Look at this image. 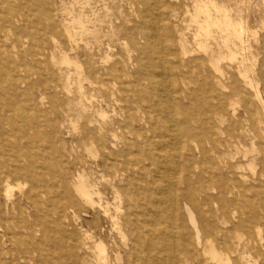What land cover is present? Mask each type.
Masks as SVG:
<instances>
[{
    "label": "rangeland",
    "instance_id": "374dc122",
    "mask_svg": "<svg viewBox=\"0 0 264 264\" xmlns=\"http://www.w3.org/2000/svg\"><path fill=\"white\" fill-rule=\"evenodd\" d=\"M180 2L165 0L159 7L163 26L174 27L170 14L173 8L179 10ZM225 3L233 12L240 10L251 31L246 35L247 56L252 62L256 60V65L254 72L249 71L248 80L230 61L220 72L210 69L208 62L202 69H195L194 60L199 56L193 54L184 60L191 68L182 72L176 69L181 53L172 49L165 55L163 40L155 42L160 50L141 62L132 38L126 36V29L141 19L122 0H0V264H100L94 242L87 240L86 234H92L94 240L104 238L113 264H129L137 256L141 262L135 264H152L147 262L149 257L158 258L149 240L150 215L156 206L151 210L148 198L152 177L147 155L163 156L164 152L155 146L134 148L130 156L133 160L141 162V151L146 154L145 170L136 181L138 189L133 183L125 187L121 176L116 178L124 186L125 199L117 200L113 192L106 194L111 207H120L117 217L128 248H123V235L113 231L112 220L83 206L74 192L83 170L97 185L101 175L113 178V171L100 172L96 167L104 155L97 144L99 124L103 122L102 100L111 99L115 91L110 69H124L125 73L145 69L155 74V89L148 88L152 99L147 118L151 123L157 120L152 113L158 108L155 103L163 98L158 76L165 87L179 91L184 84L188 88L186 94L175 97L174 126L182 134L185 113L197 119L194 126L198 130H205L210 119L217 121L226 133L217 129L216 141L242 128L245 132L229 146L216 143L217 153L210 151L205 140L196 142L194 167L200 180L192 176L190 195L199 196L193 208L203 233V246L196 247L182 202L173 203L169 197L157 205L159 220L152 229L170 236L173 251L164 255L172 261L153 264H218L204 252L209 241L224 262L264 264V164L260 162L264 104L256 96L259 86L264 100V0ZM80 19L87 27L82 34L77 23ZM64 55L71 64L63 62ZM102 107L112 116L117 104ZM212 107L216 108L215 115ZM169 116L161 113L158 118L171 126ZM221 117L223 124L219 123ZM86 129L91 131L92 140L84 145ZM167 154L179 161L180 151L168 149ZM219 154L224 163L213 167ZM177 163L165 174H175ZM210 175L215 177L212 183L208 182ZM176 178L180 189L179 176ZM7 183L14 187L12 197L6 194ZM132 194L138 199L134 200ZM134 244L138 254L133 253Z\"/></svg>",
    "mask_w": 264,
    "mask_h": 264
},
{
    "label": "bare ground",
    "instance_id": "6f19581e",
    "mask_svg": "<svg viewBox=\"0 0 264 264\" xmlns=\"http://www.w3.org/2000/svg\"><path fill=\"white\" fill-rule=\"evenodd\" d=\"M164 1L165 0H122V2L129 4L134 13L141 19V21L134 24L131 29H126V36L132 38L135 50L138 51L142 57L140 58L141 62L143 57H147L148 59L151 53L159 51L160 48L155 42L157 40H163L165 43V55L167 50L172 49L181 53L176 63V69H182V72L183 69L191 68L186 65L184 60L186 59L185 57L193 54L199 56V58L194 60L197 63L195 69H202L208 62L210 69H215L217 72H220L223 69V64H227L230 61L235 64V68L238 69L239 74L245 80L249 79L248 73L251 69L254 72L256 60L252 62L247 56V51H249L247 45L249 42L246 43V35L251 31L247 29V23L245 24V19L240 13V10L233 12V10L226 5L225 0H182L179 5V10L173 8L170 14V22L174 23V27L170 28V24L163 26L161 22L159 7ZM77 23H79V31L81 34L87 31L85 20L82 21L80 19ZM68 33L69 38H72L71 32L69 31ZM63 62L71 64V61L65 55L63 57ZM164 63L168 65L167 60L164 61ZM110 71L114 74L115 82L113 86L115 87V91L112 92L111 99H103L102 104L108 106V104L113 102L117 104V109L113 110L112 116H109L103 111V105L101 106L100 115L103 122L99 124V139L97 144L102 147L104 155L101 160L96 163V167L100 169V172L113 171V178L108 180L105 175H101V183L97 185L93 183L91 179L92 176L83 170L75 186V194L83 206L90 207L94 211L100 212L105 217L112 220L114 226L113 231H117V233L123 235V248H128V241L125 240V234L123 233V229L119 226L120 223L117 217L118 214H120V207L116 206V204L111 207L112 205L107 200L106 194L113 192L116 199L121 201V199H125L122 194L124 186L126 187L128 184L133 183L136 185V189H138L139 185L137 182L141 179L139 176H142L145 170L144 161L146 160V154L141 151V162L137 159L133 160V157L131 158L130 156L133 155V150L136 147L142 150L144 147L149 148L155 146L154 148H156L157 151L160 153L164 152L165 154L163 156L147 155L149 159L147 169L152 177V181L149 183L151 187L149 189L150 196L148 198L151 202V210L156 206V210L154 209V211H151L149 220L150 225L154 228L155 225L158 224L160 214V210L157 208L158 204L166 201L169 197L173 203L180 201L183 204L186 221L194 234L196 247H202L203 233L198 216L193 208L194 202L198 201L199 196L196 195L195 197H191L190 195L192 188L191 178L195 175L196 168V166L194 167V164H196L195 159L198 158L196 155V142L198 140H205L210 151L217 153L216 143H219V145L221 144V146H223V144L229 146L232 140H237L245 135L244 130H242L243 128L240 131L238 130V132L236 130L233 134H228V137L223 141H216L214 135L216 130L219 129L217 121H211L210 119L205 130L202 128L198 130L194 126L197 119L191 114L185 113L182 122L184 133L182 134L180 130L174 126L176 112L175 97L178 94H186L188 88L183 84L179 91H175L170 87H165L163 81L159 80L158 76H156V78L158 79L159 90L163 94V98L162 101H160L161 99H157L155 103V105H158V108H153L152 113L157 115V120L156 123H151L147 118L151 113L150 99H152L148 88L152 90L155 89L152 83L155 74L148 73L145 69H141L142 72L130 71L128 73H125L124 69H110ZM168 76L167 78H169ZM79 77H82V73H79ZM85 80L88 79L85 78ZM169 80H171V78H169ZM144 81H146L147 85ZM132 93L134 94V98L131 95ZM101 94L105 95L106 93L101 92ZM262 94L259 86H257L256 96L260 102L264 104ZM155 98H157V96ZM146 103L147 106L145 105ZM212 110L215 115L216 108L212 107ZM161 113L170 115L169 123H171V126H167L163 124V121H160L158 117ZM143 121L146 122V126L142 125ZM219 123H224L223 117L219 118ZM219 131L222 134L226 133L222 128L219 129ZM91 134L89 129L84 131L82 136L84 145H87V142L92 140ZM244 138L246 139L247 137L244 136ZM168 149L173 152L180 151L179 157H177L179 161L171 158L168 154L166 155ZM260 150L263 154L260 162L264 164L263 145ZM212 161L213 159L211 163ZM253 162L254 160L251 161V163ZM173 163H177V169L174 168L176 169L175 174H165L167 168L172 166ZM223 163L222 156L219 154L217 161L214 160L212 165L215 167V165ZM150 166H155V168L152 169ZM220 172L221 171H219V175H221ZM176 175L179 176L178 184L181 186L180 189H177ZM121 176V181L124 184L122 187L120 186L121 181L119 183L116 178ZM195 176H197L199 181L200 175ZM214 179L215 177L210 175L208 177V182L212 183ZM19 187H21L20 184ZM13 189L14 187L7 183L6 194L8 197H12ZM210 190L215 191V188L211 187ZM133 197L134 200L138 199L136 195H133ZM113 212L115 213L114 215L112 214ZM1 227L0 220V229ZM152 228L149 231V240L150 244L155 248L158 258L153 259L149 257L147 262L153 264L157 261L161 262V260H165V262L172 261V257L169 256L167 259L165 257L167 253L173 251L170 247V236H168V234L165 235L163 231L157 230L158 228ZM256 231L258 234L261 233V229L259 228H257ZM103 233L104 230L100 229V234L103 235ZM100 238L94 240L92 234H86V239L93 240L94 242L93 248L97 255V261H99L100 264H113L107 246L103 241L104 238ZM213 247L212 241H209L204 250L205 254L211 255V258L215 261L217 260L216 263L218 264H229L228 261L224 262V260L220 258V255ZM132 250L135 254L139 253L136 245ZM118 255L119 252H116V259ZM119 260L118 262H120ZM138 262H141L139 256L136 257L135 261L129 262V264Z\"/></svg>",
    "mask_w": 264,
    "mask_h": 264
}]
</instances>
